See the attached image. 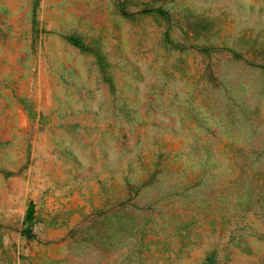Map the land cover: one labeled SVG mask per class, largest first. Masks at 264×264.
<instances>
[{"label":"rangeland","instance_id":"rangeland-1","mask_svg":"<svg viewBox=\"0 0 264 264\" xmlns=\"http://www.w3.org/2000/svg\"><path fill=\"white\" fill-rule=\"evenodd\" d=\"M0 264H264V0H0Z\"/></svg>","mask_w":264,"mask_h":264},{"label":"trees","instance_id":"trees-1","mask_svg":"<svg viewBox=\"0 0 264 264\" xmlns=\"http://www.w3.org/2000/svg\"><path fill=\"white\" fill-rule=\"evenodd\" d=\"M23 234L26 235V237H30L31 234H30V228H26L23 230ZM213 256H214V253H211L209 256H208V261L210 262H213Z\"/></svg>","mask_w":264,"mask_h":264}]
</instances>
